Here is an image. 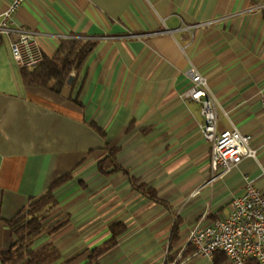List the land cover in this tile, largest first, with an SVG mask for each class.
<instances>
[{"label": "crops", "instance_id": "1", "mask_svg": "<svg viewBox=\"0 0 264 264\" xmlns=\"http://www.w3.org/2000/svg\"><path fill=\"white\" fill-rule=\"evenodd\" d=\"M12 1L0 0V13ZM12 25L33 31L47 56L68 37L97 44L77 103L70 86L26 85L12 37L0 34V253L14 240L6 220L68 172L35 245L53 241L59 262L71 264H84L118 221L128 229L102 264H165L177 217L180 255L192 229L230 213L246 175L264 193V0H24ZM190 66L209 80L218 129L251 134L256 157L213 168L201 104L184 96ZM115 145L119 163L169 205L134 189L123 171H99ZM215 256L195 252L178 264H215Z\"/></svg>", "mask_w": 264, "mask_h": 264}, {"label": "built area", "instance_id": "2", "mask_svg": "<svg viewBox=\"0 0 264 264\" xmlns=\"http://www.w3.org/2000/svg\"><path fill=\"white\" fill-rule=\"evenodd\" d=\"M23 1L13 0L0 13V34L12 37L11 49L16 62L21 67H31L40 63L45 54L33 31L15 29L12 25L14 14ZM15 31L18 34L13 37ZM188 73L192 85L184 96L201 104V134L211 144L213 168L221 165L230 169L244 157H256L257 149L252 144L251 134L237 128L218 129V104L209 80L195 66H190ZM262 99L264 104V96ZM245 182L244 190L233 198L227 216L192 229L187 243L195 248L196 253L214 257L216 252L223 251L233 264H249L252 257L264 264V193L248 175ZM177 263L174 260L170 264Z\"/></svg>", "mask_w": 264, "mask_h": 264}, {"label": "trees", "instance_id": "3", "mask_svg": "<svg viewBox=\"0 0 264 264\" xmlns=\"http://www.w3.org/2000/svg\"><path fill=\"white\" fill-rule=\"evenodd\" d=\"M96 44V40L81 36L63 39L53 56L45 55L44 59L37 65L21 68L25 84L47 87L57 93H61L65 86H70L72 89L70 97L75 102L81 103L79 94L84 86L86 76L81 79L80 72ZM73 72H75L73 81L69 83V78ZM91 124L96 131L106 136V132L95 121H92ZM120 151L121 146L119 145L107 147L106 155L98 161L99 171L104 175L123 171L129 175L134 189L153 201L169 205L165 199L160 197L155 188L132 175L127 168L119 163ZM72 178L73 172H68L57 178L46 191L32 197L28 204L13 218L6 220L14 234V240L7 249L0 253L4 264H71L72 259L59 262L62 252L53 241H48L39 246L35 245V241L38 236L46 231L48 219L60 208L57 189ZM180 224L181 218L177 217L171 232L169 253L165 264H169L178 258V250L172 251V244L179 239ZM110 229L111 236L90 250L84 264H102L101 257L118 243L128 226L124 221H118L112 223ZM194 253L195 248L189 245L177 261L185 260ZM226 258L225 252H216L215 264H220ZM248 263L260 264L254 257L250 258Z\"/></svg>", "mask_w": 264, "mask_h": 264}, {"label": "rangeland", "instance_id": "4", "mask_svg": "<svg viewBox=\"0 0 264 264\" xmlns=\"http://www.w3.org/2000/svg\"><path fill=\"white\" fill-rule=\"evenodd\" d=\"M186 245H187V246H186V248H187L190 244L187 243ZM191 246H192V245H191ZM186 248H184V250H185ZM184 250H183V251H184ZM183 251H182V253H183ZM168 253H169V249H168V251H167V253H166V257H167V255H168ZM182 253H181L180 255H178V258H177V259H179V258L181 257ZM177 259H176V260H177ZM165 261H166V258H165ZM177 262H178V261H177ZM170 263H171V262H170ZM170 263H169V264H170ZM177 264H178V263H177Z\"/></svg>", "mask_w": 264, "mask_h": 264}, {"label": "water", "instance_id": "5", "mask_svg": "<svg viewBox=\"0 0 264 264\" xmlns=\"http://www.w3.org/2000/svg\"><path fill=\"white\" fill-rule=\"evenodd\" d=\"M74 75L72 74L69 78V83H71L73 81Z\"/></svg>", "mask_w": 264, "mask_h": 264}]
</instances>
